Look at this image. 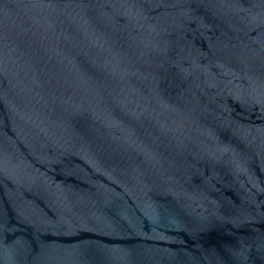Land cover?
Listing matches in <instances>:
<instances>
[{"label":"water","instance_id":"95a60500","mask_svg":"<svg viewBox=\"0 0 264 264\" xmlns=\"http://www.w3.org/2000/svg\"><path fill=\"white\" fill-rule=\"evenodd\" d=\"M0 264H264V0H0Z\"/></svg>","mask_w":264,"mask_h":264}]
</instances>
